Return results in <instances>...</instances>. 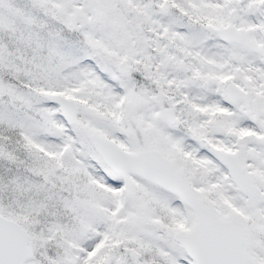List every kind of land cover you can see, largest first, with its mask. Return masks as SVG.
<instances>
[{
	"label": "snow or ice",
	"instance_id": "6c2138e0",
	"mask_svg": "<svg viewBox=\"0 0 264 264\" xmlns=\"http://www.w3.org/2000/svg\"><path fill=\"white\" fill-rule=\"evenodd\" d=\"M0 264H264V0H0Z\"/></svg>",
	"mask_w": 264,
	"mask_h": 264
}]
</instances>
